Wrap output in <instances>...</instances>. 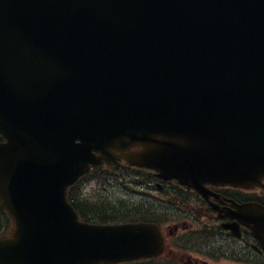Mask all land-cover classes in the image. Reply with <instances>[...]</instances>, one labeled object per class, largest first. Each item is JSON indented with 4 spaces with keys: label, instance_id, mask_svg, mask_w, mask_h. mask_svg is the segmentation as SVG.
Instances as JSON below:
<instances>
[{
    "label": "water",
    "instance_id": "obj_1",
    "mask_svg": "<svg viewBox=\"0 0 264 264\" xmlns=\"http://www.w3.org/2000/svg\"><path fill=\"white\" fill-rule=\"evenodd\" d=\"M0 134V264L158 256L156 225L81 223L67 189L121 159L199 190L259 183L264 0H0Z\"/></svg>",
    "mask_w": 264,
    "mask_h": 264
},
{
    "label": "flooded vegetation",
    "instance_id": "obj_2",
    "mask_svg": "<svg viewBox=\"0 0 264 264\" xmlns=\"http://www.w3.org/2000/svg\"><path fill=\"white\" fill-rule=\"evenodd\" d=\"M164 264H264V180L249 188L209 185L203 193L160 181Z\"/></svg>",
    "mask_w": 264,
    "mask_h": 264
},
{
    "label": "trees",
    "instance_id": "obj_3",
    "mask_svg": "<svg viewBox=\"0 0 264 264\" xmlns=\"http://www.w3.org/2000/svg\"><path fill=\"white\" fill-rule=\"evenodd\" d=\"M114 170V169H113ZM93 177L99 182L100 187L94 191V198L83 193L84 183H78L69 190V201L74 205L77 211L81 214L85 221L110 223V222H124V221H149L156 222L159 215V203L154 200H149L134 204L130 202L126 204L109 202L103 193V188L107 186V182L112 178H117L119 174L102 173L95 171ZM148 179V175L145 176ZM147 179V180H148ZM125 185V184H124ZM12 229V221L9 215L0 207V238L7 236Z\"/></svg>",
    "mask_w": 264,
    "mask_h": 264
},
{
    "label": "rangeland",
    "instance_id": "obj_4",
    "mask_svg": "<svg viewBox=\"0 0 264 264\" xmlns=\"http://www.w3.org/2000/svg\"><path fill=\"white\" fill-rule=\"evenodd\" d=\"M119 175H123L121 179L119 180L120 182L117 183V180H112L111 184L107 183V186L102 189V193L104 198L109 201V202H116V203H123L126 202V204H129L130 202H133L134 204L143 202V198L140 197L139 195H133L130 193L129 190L123 189L122 186L124 185V182L132 181L133 178L126 177L125 173H119ZM128 184V183H126ZM100 187L99 182L94 178L90 180V182H87L85 186L83 187V192L90 196L91 198H94L95 193L94 191H97ZM137 190L140 189V186L136 187ZM151 194L158 196L156 190L152 189ZM159 197H161V193H159ZM147 201V200H146ZM144 201V202H146ZM167 213V212H164ZM159 216V215H158ZM171 217V215H170ZM159 219V217L157 218Z\"/></svg>",
    "mask_w": 264,
    "mask_h": 264
}]
</instances>
